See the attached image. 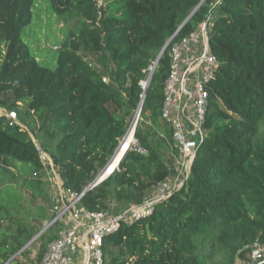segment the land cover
<instances>
[{
    "label": "trees",
    "instance_id": "obj_1",
    "mask_svg": "<svg viewBox=\"0 0 264 264\" xmlns=\"http://www.w3.org/2000/svg\"><path fill=\"white\" fill-rule=\"evenodd\" d=\"M37 1L0 0V106L11 94L14 105L25 102L44 125V142L37 145L0 117V221L13 223L8 212H24L18 186L34 201H50L43 180L33 176L46 168L42 152L63 189L80 196L127 134L123 107L138 109L145 93L141 116L149 125L144 132L139 121L135 132L145 154L129 150L80 205L90 213L107 211L113 193L119 203L149 200L173 174L153 141L167 124L170 54L206 23L217 67L206 85V134L189 176L149 217L122 223L107 236L104 256L106 264H251L252 251L264 247V0H103L98 24L97 0H47L69 28L53 68L39 62L24 38ZM82 52L100 56L101 66L93 67ZM4 236L0 264L32 239L31 229L20 226L14 243Z\"/></svg>",
    "mask_w": 264,
    "mask_h": 264
},
{
    "label": "built area",
    "instance_id": "obj_2",
    "mask_svg": "<svg viewBox=\"0 0 264 264\" xmlns=\"http://www.w3.org/2000/svg\"><path fill=\"white\" fill-rule=\"evenodd\" d=\"M205 27L206 23L200 30L173 47L170 54L171 73L165 84L162 117L173 129L179 141L181 152L177 163V178H182L181 184L189 176L198 144L206 134L204 130L208 106L206 85L217 67L216 59L209 50V34L205 33ZM189 46L193 47L197 55L186 61L185 55ZM185 102L190 103L187 111L184 114H175V107L185 105ZM0 117H5L10 127L20 126L15 111L2 113ZM129 150L145 154V151L138 147L137 139ZM72 197L73 201H68L45 228L46 230L57 222H67L63 234L48 245L41 264H106L104 239L117 231L122 223L130 225L149 217L156 202L160 200L151 202L147 200L143 206L131 209L123 217H117L110 211L87 212L80 205L82 196L72 194ZM251 259V264H264V247L254 249Z\"/></svg>",
    "mask_w": 264,
    "mask_h": 264
},
{
    "label": "rangeland",
    "instance_id": "obj_3",
    "mask_svg": "<svg viewBox=\"0 0 264 264\" xmlns=\"http://www.w3.org/2000/svg\"><path fill=\"white\" fill-rule=\"evenodd\" d=\"M102 4L103 0H97V4L95 6L97 24L99 21L100 8ZM68 29L69 28L67 24L64 23V21L60 19L58 15L54 14L51 11V7L49 6L47 0H38L34 11V23L24 30V38L30 45L32 52L38 55L39 62L44 66L53 68L56 64V58L58 55L57 53L61 48L62 42ZM81 54L93 67L96 68L101 66L100 56L84 52H82ZM153 70L154 69H151V72ZM144 87H147V82L146 84H144ZM1 110L3 112H1ZM11 111L17 112L19 119L18 123L23 124L24 126H26V128L28 127L27 129H24L25 131L29 132L30 136L34 139L37 145L44 142L43 140H41L44 137V132L42 130L44 125L42 124V122L38 121L35 116L27 110L25 102L17 103L16 105H14L12 102L11 94H8L6 96V106H0V115L2 113L7 114ZM122 112L123 114H125V117L128 120L129 130L130 127L135 123L137 109L131 110L128 107L124 106ZM139 121L143 122V131L145 132V130L148 128L149 122L140 115L136 126H134L135 129L138 127ZM167 131H170L173 135V143L169 138L166 137L168 136ZM159 132L161 133L160 135H157V137H155L153 134V141L155 145L159 146L163 160L174 170L175 167L172 159L174 157L177 158L180 155L181 151L179 141L175 136L173 129L167 124L165 125V128ZM47 144H50V148L54 150V142H47ZM42 158L44 160L46 168L43 172L35 174L33 176L43 180V192H45L50 197V201L44 204L40 201H34L32 200L33 197L30 191L22 189L20 186H18V191L21 194L20 203L25 207V210L21 215L14 213L15 211H9L7 217H14L15 220L13 223L0 221V233L5 234L4 239L7 243H14V238L12 237L18 234V227L20 226L24 229H31L32 239L27 243L28 245L23 251H19L8 262L2 264H40L44 253H46L47 251V246L52 241L57 239L60 234H62L61 232L66 229L67 222L64 221L57 222L56 224L48 228L47 231L43 232V230L55 218L57 212L61 210L63 206L67 205L68 201H73L74 198L72 197V194L63 189V186L61 184L62 181L59 177L57 169L54 167L50 155L42 152ZM102 170L95 176L94 180L98 177ZM181 179L182 178H176V180L179 182H181ZM7 182L8 178H5L3 180V183L6 184ZM90 185H88L86 189L90 187ZM154 192L155 190H153L152 194L148 197L150 202L157 199L158 195L154 197ZM106 205L107 211H110V213L117 217H123V215L131 209H137L143 206V203H119L116 200L115 193H113L106 201ZM39 208L45 209L46 214H43L42 210H40Z\"/></svg>",
    "mask_w": 264,
    "mask_h": 264
},
{
    "label": "crops",
    "instance_id": "obj_4",
    "mask_svg": "<svg viewBox=\"0 0 264 264\" xmlns=\"http://www.w3.org/2000/svg\"><path fill=\"white\" fill-rule=\"evenodd\" d=\"M203 26V25H202ZM201 26V27H202ZM201 27L198 29V30H200L201 29ZM205 33H210V27H208V25L206 24V27H205ZM187 52H186V55H185V60L186 61H190L191 59H192V56L193 57H195L197 54H196V51H194V49H193V47L192 46H189L188 48H187V50H186ZM21 103V102H20ZM190 105V103H186L185 102V105H182V106H176L175 107V111H174V113L175 114H178V113H180V114H184L186 111H187V107ZM20 124V126L22 127V129H23V131H25V129H27L26 128V126H24L23 124H21V123H19ZM25 128V129H24ZM179 159H180V155H179V157H177V158H173L172 159V161H173V164H174V167H175V169L173 170L174 172H173V174L170 176V178H168V180L164 183V184H161L160 186H158L157 188H155L154 190H155V192H154V197H156V195H158L157 196V199H155V201L156 200H158V199H162V198H164L165 196H167V195H169V194H171L173 191H176L178 188H179V186L180 185H182L181 184V182H179V181H177L176 180V178H177V170H178V165H177V163H178V161H179ZM172 168V167H171ZM62 184V183H61ZM48 229H46L45 231H47ZM65 231V230H64ZM63 231V232H64ZM63 232H61L62 234H63ZM60 233V232H59ZM62 234H60V236L62 235ZM59 236V237H60ZM58 237V238H59ZM48 247V246H47ZM45 254V253H44ZM44 256V255H43ZM42 259H43V257H42ZM42 259H41V261H42ZM40 264H41V262H40ZM236 264H246V262H244V261H240V260H237V262H236Z\"/></svg>",
    "mask_w": 264,
    "mask_h": 264
},
{
    "label": "water",
    "instance_id": "obj_5",
    "mask_svg": "<svg viewBox=\"0 0 264 264\" xmlns=\"http://www.w3.org/2000/svg\"><path fill=\"white\" fill-rule=\"evenodd\" d=\"M197 10V9H196ZM196 10L188 17V19L184 22L183 26L191 19V17L193 16V14L196 12ZM169 44V43H168ZM168 44L166 45V47L163 49L162 53L167 49V46ZM160 57H158L157 61L155 62V65H154V68L155 66L157 65L158 61H159ZM154 71V70H153ZM152 71V72H153ZM151 72V73H152ZM106 82H108V79H105ZM150 81H151V78L148 80L147 82V87H145V91H147V88L150 84ZM145 96H146V93L143 95V98H142V101H141V104L139 105L138 109H137V114H136V118H135V123L134 125L136 126L137 122H138V119L142 113V110H143V104H144V99H145ZM125 138V137H124ZM121 145V144H120ZM120 145L118 147V149L120 148ZM117 149V151H118ZM117 151L115 152L114 156L112 157L111 161L108 163V165H106V167L102 170V172L98 175V177L93 181V183L91 184L90 187H88L87 189H85V191L81 194V196H84L87 192L91 191V189H93V187L101 184L103 181H105L106 179H108L112 173L108 174V176H106V173L108 172V167L110 166L112 160L114 159ZM127 153V152H126ZM126 153L123 155V157L120 159V162L118 163L117 167L119 166V164L121 163V161L123 160L124 156L126 155ZM116 167V168H117ZM45 230V229H44ZM43 230V232H44ZM32 242V241H31ZM30 242V243H31ZM28 245V244H27ZM27 245L22 249V251L27 247Z\"/></svg>",
    "mask_w": 264,
    "mask_h": 264
},
{
    "label": "bare ground",
    "instance_id": "obj_6",
    "mask_svg": "<svg viewBox=\"0 0 264 264\" xmlns=\"http://www.w3.org/2000/svg\"><path fill=\"white\" fill-rule=\"evenodd\" d=\"M134 126L135 125L133 124L130 127V129L128 130L125 138L123 139V141L120 145V148L118 149L114 159L112 160L110 166L108 167V172L106 173V176H108V174H110V173H113V171L116 169L118 163L120 162V159L134 145V143H135V132H136L135 130L137 129V128L135 129Z\"/></svg>",
    "mask_w": 264,
    "mask_h": 264
}]
</instances>
